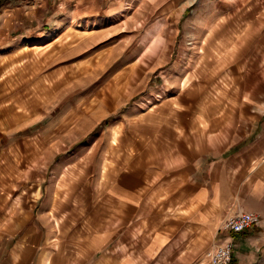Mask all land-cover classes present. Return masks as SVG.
Wrapping results in <instances>:
<instances>
[{"label": "crops", "instance_id": "1", "mask_svg": "<svg viewBox=\"0 0 264 264\" xmlns=\"http://www.w3.org/2000/svg\"><path fill=\"white\" fill-rule=\"evenodd\" d=\"M164 1L144 49L152 57L180 40L165 53L163 93L119 111L106 93L128 89L100 83L78 95L99 106L98 124L112 118L91 141L61 150L43 124L0 145V264H209L240 211L262 222L233 235L231 264H264V0Z\"/></svg>", "mask_w": 264, "mask_h": 264}, {"label": "rangeland", "instance_id": "2", "mask_svg": "<svg viewBox=\"0 0 264 264\" xmlns=\"http://www.w3.org/2000/svg\"><path fill=\"white\" fill-rule=\"evenodd\" d=\"M130 1L0 0V34L8 35L0 40V53H4L0 57V97L12 108L5 130L9 133L0 132V145L43 124L53 133L50 143L61 150L91 141L111 123L113 114L98 124L99 106L84 105L78 95L87 90L94 96L100 83L117 79L118 86L128 89L120 96L113 87L106 93L116 99L119 111L165 91L161 71L171 64L165 53L178 48L180 40H166L160 45L166 52L158 49L152 57L144 56V49L167 4L164 0L145 4L137 0L135 11L129 10ZM195 1L185 0V5ZM109 14L114 21L109 25L90 18ZM235 28L240 32L242 23L236 21ZM193 44L187 41V46L193 48ZM206 91L201 90L200 95ZM20 105L24 116L17 117L14 112Z\"/></svg>", "mask_w": 264, "mask_h": 264}, {"label": "built area", "instance_id": "3", "mask_svg": "<svg viewBox=\"0 0 264 264\" xmlns=\"http://www.w3.org/2000/svg\"><path fill=\"white\" fill-rule=\"evenodd\" d=\"M261 222V215L251 211H240L231 218L225 220L220 229V231L225 233V236L219 243L206 252L208 263L231 264L235 248L233 235L242 233L254 226H259Z\"/></svg>", "mask_w": 264, "mask_h": 264}]
</instances>
